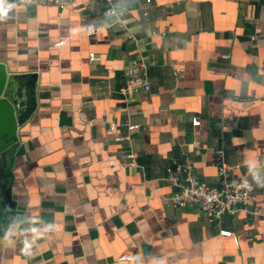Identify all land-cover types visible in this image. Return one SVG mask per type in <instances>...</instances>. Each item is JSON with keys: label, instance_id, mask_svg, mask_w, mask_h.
<instances>
[{"label": "crops", "instance_id": "1", "mask_svg": "<svg viewBox=\"0 0 264 264\" xmlns=\"http://www.w3.org/2000/svg\"><path fill=\"white\" fill-rule=\"evenodd\" d=\"M67 1L8 0L0 20L7 89L35 103L0 157V264H264V187L252 185L260 215L209 220L174 207L163 180L184 157L215 187L220 162L236 167L229 182L264 169V0H116L124 30L103 0ZM139 54L150 90L126 103ZM126 150L142 170L121 164ZM46 223L55 231L25 255V231Z\"/></svg>", "mask_w": 264, "mask_h": 264}, {"label": "built area", "instance_id": "2", "mask_svg": "<svg viewBox=\"0 0 264 264\" xmlns=\"http://www.w3.org/2000/svg\"><path fill=\"white\" fill-rule=\"evenodd\" d=\"M31 4H53L60 10L67 7V0H25ZM103 15L110 18L109 27L115 30H124L123 8H119L116 0H103ZM92 31V29H90ZM163 35V34H162ZM126 37L134 43H139L140 39L132 33L127 32ZM89 58L92 62L100 60L98 55L91 53ZM222 59H228V54H222ZM149 91L148 62L141 54L133 58L124 72V84L118 89L126 103L134 100V96L139 91ZM194 126L199 124V119L192 122ZM129 130H133L137 125L127 123ZM128 137H117L116 140H127ZM121 164L127 168H139L141 165L136 160L133 150H126L123 153ZM236 169L235 166L220 162L218 174L221 185L219 187L210 186L200 181L194 171L193 162L189 157H184L181 161L175 162L167 169V174L163 180L174 187L171 202L178 208H195L209 220H221L225 216H236L241 212L260 215V209L252 205V190L248 191L243 182L245 179L229 182L228 177Z\"/></svg>", "mask_w": 264, "mask_h": 264}, {"label": "water", "instance_id": "3", "mask_svg": "<svg viewBox=\"0 0 264 264\" xmlns=\"http://www.w3.org/2000/svg\"><path fill=\"white\" fill-rule=\"evenodd\" d=\"M3 63H0V157L11 150L18 141V128L33 112L35 103L28 97L22 109L7 89L11 80Z\"/></svg>", "mask_w": 264, "mask_h": 264}, {"label": "clouds", "instance_id": "4", "mask_svg": "<svg viewBox=\"0 0 264 264\" xmlns=\"http://www.w3.org/2000/svg\"><path fill=\"white\" fill-rule=\"evenodd\" d=\"M14 7L13 4L8 3V0H0V20H4L8 17L9 11ZM92 34V32H89ZM248 174L251 176V182L245 180L243 182V186L248 190H252L253 183L258 187H264V169H258L255 164L249 163L247 165ZM19 220H17V224H19ZM55 225L54 224H44L42 228L33 227L30 230L25 231L24 239L21 241L23 245L21 251L28 256H31L33 253V249L36 247L37 242L41 239H44V234L54 232ZM30 233V234H29ZM4 239L11 246L15 243L10 231L5 232ZM157 264H164V261H157Z\"/></svg>", "mask_w": 264, "mask_h": 264}]
</instances>
